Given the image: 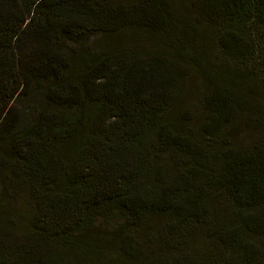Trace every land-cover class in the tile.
Masks as SVG:
<instances>
[{"label":"trees","instance_id":"trees-1","mask_svg":"<svg viewBox=\"0 0 264 264\" xmlns=\"http://www.w3.org/2000/svg\"><path fill=\"white\" fill-rule=\"evenodd\" d=\"M0 264H264V0H0Z\"/></svg>","mask_w":264,"mask_h":264},{"label":"rangeland","instance_id":"rangeland-1","mask_svg":"<svg viewBox=\"0 0 264 264\" xmlns=\"http://www.w3.org/2000/svg\"><path fill=\"white\" fill-rule=\"evenodd\" d=\"M199 101V90L197 89V85L194 84V92L188 97L185 102V106H180L178 109L179 113L182 110H185L189 113V124L193 128L199 125L198 122L204 119L205 114L201 110L200 106L198 105ZM260 138L258 131H248L244 129V127L240 124L237 126V129L234 130V134L231 136V143H240L242 145H247L249 143H254ZM23 200H18L15 202L16 209L21 205L22 206ZM25 202V201H24Z\"/></svg>","mask_w":264,"mask_h":264}]
</instances>
